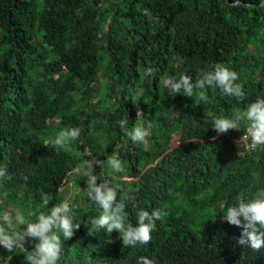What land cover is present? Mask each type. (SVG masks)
I'll use <instances>...</instances> for the list:
<instances>
[{
  "label": "trees",
  "instance_id": "obj_1",
  "mask_svg": "<svg viewBox=\"0 0 264 264\" xmlns=\"http://www.w3.org/2000/svg\"><path fill=\"white\" fill-rule=\"evenodd\" d=\"M240 2L0 0V164L13 176L0 182V214L19 210L35 222L66 200L81 227L64 242L60 264H137L141 256L156 264H264V249L239 246L242 229L222 219L238 196L264 190V147L245 150L243 123L226 134L212 129L215 118L264 98V7ZM217 63L239 74L243 102L219 89L205 91L207 102L182 91L173 97L161 83L181 75L195 82ZM149 67L155 77L145 75ZM123 119L129 128L152 122L148 142L132 143ZM73 127L82 132L72 150L52 142ZM112 154L125 171L104 163L93 174L118 198L131 197L130 223L138 226L141 209L167 213L148 245L123 247L115 231L88 235L100 211L87 196L86 162ZM33 246L29 240L25 249ZM26 254L0 246V264H27Z\"/></svg>",
  "mask_w": 264,
  "mask_h": 264
},
{
  "label": "clouds",
  "instance_id": "obj_2",
  "mask_svg": "<svg viewBox=\"0 0 264 264\" xmlns=\"http://www.w3.org/2000/svg\"><path fill=\"white\" fill-rule=\"evenodd\" d=\"M240 3V0H232L231 6H239ZM259 6L264 7V0H259ZM145 75L155 77L156 70L149 67L145 70ZM238 80L239 74L221 63L214 64L210 71L202 72L195 82L188 75H181L179 78L161 77V83L169 90L171 96L175 97L182 91L185 97L191 98L195 93L204 102L208 101L205 95L208 89H219L224 96L243 102L246 95L243 85L237 83ZM136 117V121H142L143 113L137 111ZM242 123L246 132L240 137V142H246L247 147L252 150L264 147V98H257L244 110H234L230 116L215 118L212 129L217 135L226 134L230 130L238 131ZM118 124L134 144L147 143L153 128L150 121L135 123L131 128L128 126V119L120 120ZM81 132L80 127L62 129L52 142L65 149L80 138ZM104 163L117 173L125 171L123 162L115 154L109 155L106 161L92 159L86 162L87 171L84 174L87 176V196L100 211V214L91 220L88 235L103 229L108 234L117 232L123 247L148 245L152 240L151 233L156 229V222L161 221L167 213L160 208L153 209L151 213L141 209L135 214L138 226H133L128 219L125 203L131 197L122 194L118 198L117 188L110 187L107 183L97 184L98 177L93 174V165L102 166ZM75 171L78 172L79 169ZM12 179L7 165L0 164V182ZM23 179L26 181L28 177L24 176ZM3 195L6 197L7 193ZM48 199L47 194L42 196L45 203ZM237 201V204L226 209L222 219L229 225L242 229L236 240L239 246L259 252L264 249V190L258 191L251 200L238 196ZM80 227L79 223H74V213L66 200L51 207L47 214H39L35 222L26 219L19 210L14 213L5 211L0 214V246L8 253L24 250L27 253V264H60L64 255V242L71 240ZM29 240L34 242L31 251L25 249ZM7 259L11 261L12 256L9 255ZM137 264H156V260L141 256Z\"/></svg>",
  "mask_w": 264,
  "mask_h": 264
},
{
  "label": "rangeland",
  "instance_id": "obj_3",
  "mask_svg": "<svg viewBox=\"0 0 264 264\" xmlns=\"http://www.w3.org/2000/svg\"><path fill=\"white\" fill-rule=\"evenodd\" d=\"M57 122V121H56ZM56 136V135H55ZM172 145L173 146H177L178 145V142L176 141V140H174L173 142H172ZM66 149H68V150H72V147H71V144L66 148ZM76 190H75V188H73L72 189V192H75ZM2 203V201H1V199H0V204ZM204 210H202L201 212H203ZM201 219V216H199V218H198V220H200Z\"/></svg>",
  "mask_w": 264,
  "mask_h": 264
},
{
  "label": "built area",
  "instance_id": "obj_4",
  "mask_svg": "<svg viewBox=\"0 0 264 264\" xmlns=\"http://www.w3.org/2000/svg\"><path fill=\"white\" fill-rule=\"evenodd\" d=\"M242 143H244V146H245V150H246V151H253L252 149H249V148L247 147L246 142H242ZM254 150H255V149H254Z\"/></svg>",
  "mask_w": 264,
  "mask_h": 264
}]
</instances>
